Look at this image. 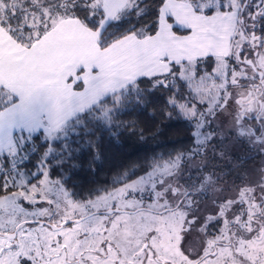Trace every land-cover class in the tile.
I'll list each match as a JSON object with an SVG mask.
<instances>
[{
  "label": "rangeland",
  "instance_id": "rangeland-1",
  "mask_svg": "<svg viewBox=\"0 0 264 264\" xmlns=\"http://www.w3.org/2000/svg\"><path fill=\"white\" fill-rule=\"evenodd\" d=\"M61 1L59 7L65 5ZM64 1L68 4L67 9L69 10H72L71 7L74 3L81 2V0ZM139 3L140 0H131L130 3H127V9L121 13L119 19L131 14L135 8L137 9L135 17L142 14L143 9L139 7ZM187 3L193 6L190 2ZM198 4L200 8L208 6L215 8L214 15L222 16L221 18L226 23H229L230 18L235 15L234 20L229 23L230 25L221 27L220 24L217 26L214 23L212 28L209 27V30L215 32L218 37L216 40L221 41L228 34L227 37L231 35L234 46L245 44L243 45L244 49H247L246 39L248 36L245 30L249 28V22L247 17L242 14L240 0H199ZM227 4L230 6L228 10L220 12L219 6ZM2 5L3 3L0 2V8ZM25 5L26 0H11L7 9L18 10L21 7H24L26 11L37 9L43 11L45 9V7H41L44 5L41 0H31L30 4H27L26 7ZM252 6L253 2L245 11L250 10ZM3 9H5L4 6ZM175 9L173 3L170 2L164 5L161 13L164 16L166 13H170L175 21H178L179 12H176ZM238 10L242 17H239ZM40 16L41 14L36 18L22 17L17 23L22 28L25 24L30 26L28 31L33 32V37H30L32 40H36L43 33L40 29H42L41 24L45 26V22L40 20ZM4 17L1 15L0 19ZM243 18L244 23L241 26ZM60 19L61 16L57 18L58 25H54L53 28L46 31L34 46L25 49L15 40V37H11L9 27H0L10 39V44L15 43L8 48L9 50L0 48V85L5 88V90H0L3 92V94L0 93V98H3V101L9 98L6 95L7 91L17 98L15 102L5 105L0 111V143H3L2 139L5 142L14 141L18 137L22 138L23 135H26L25 133L35 131L41 133V138L48 140L49 143L32 169L26 171L18 168L2 182V189H0V264H19V261L24 257L35 259L37 264H86L84 255L89 254L91 258L93 252L96 255L100 253L101 256H93L94 259H91V263L105 264V259L102 257L104 250L99 246L101 238L111 237L113 246H118V250L127 252L129 251L127 246H132L133 238H138L139 242H142V239L146 237L143 236L146 232L151 240L150 243L154 245L160 257L176 247L177 241L181 256L192 257L197 251L198 245L204 243L198 235V233L204 232L203 226L205 222H208V217L204 215L203 210L208 209L213 213L217 209L214 205L213 207L205 205L209 203L208 201L205 204H199L196 208H185L182 203V206L176 209L162 210L161 212L145 210L132 213L121 212L116 213L112 218L107 214H91L90 212L108 208L113 203L127 208H134L141 204L163 209L166 207L164 205H170L172 202L170 200L179 193L180 189L178 188L182 184L181 180L184 176L182 170L195 171L199 168H206L215 170L214 174L222 177L225 176L222 174L225 167L222 166L236 163L235 159L232 160V156L240 159L249 155L250 162L246 167L249 181L245 183L252 186L260 185L264 188L262 185V183L264 184V158L256 155L259 145L252 139V134L243 132L246 122L243 115L257 114L259 108H261L260 114L264 115V47L257 53L256 61L257 68L262 72L260 77L262 84L252 87L250 81L256 75L250 67L242 64L231 73L229 81L232 84L225 99L219 103L221 86L224 87L226 83L224 78L226 75L220 73V70L225 72L223 63H219L221 60L214 57L213 61L216 66L209 69L208 67L203 68L200 61L197 63V61L184 59V54L178 49L180 47L178 36H175L174 33H172L174 39L163 40L161 36L157 40L149 39L148 45L156 48L151 53L150 63L147 62L149 65L130 69L129 61L133 56L130 54L131 45L128 43L130 38L133 39L137 35L118 37L102 46L99 41L101 33L99 29L94 31L78 19H65L64 21ZM35 26L38 31L34 30ZM164 27L165 29H163ZM226 27H230V31L225 30ZM168 28L171 29V26L164 18H161L160 29L151 38H155L158 32H162L163 38H168L163 35V33L169 32ZM247 32L250 34L249 31ZM1 36L2 32H0ZM143 38H150V36ZM213 42L218 44L215 40ZM205 44L207 45L202 47L200 54L214 55L216 50L212 48V45L206 42ZM209 45L210 49L207 47ZM228 48L229 52L230 45ZM247 50L246 55H249L252 49ZM215 55L223 57L225 54ZM9 61L13 62L9 63ZM168 61H176L178 62L176 64H179L171 73ZM125 64L128 65L125 66L128 67L125 72L134 70V73L128 74L122 81H118L119 68ZM210 70H212L211 73ZM150 71L153 72L148 74ZM163 73H166L165 77L172 79L169 84L176 90L179 81H186L190 86V90L185 89L184 91V96L191 94L189 101H175L174 97H170L169 101L181 106L183 115L195 117V126L199 129L195 132V137L197 142L205 145L203 152L199 155L195 154V157L190 153L196 152L198 145L194 149L192 148L191 152L186 153L189 157L186 156L187 160L184 165L179 161L183 153H177L169 158L159 156L152 161L146 172L122 182L113 189L102 191L94 197L86 199L74 198L64 186L61 178L50 175L51 163L59 162L61 149L67 148L66 143L71 139L72 133L78 132L73 123L67 125L66 123L77 113L98 102L104 96L126 88V85L140 90L133 82L139 81L138 78L144 75ZM219 75L222 76L220 84L214 83ZM69 77H72L71 83H68ZM242 79L246 80L244 84ZM78 81L82 83L77 85L76 90H73V85ZM160 81H163V78ZM19 95H23V101ZM110 109L111 107H107L101 114L107 117ZM212 109L217 110L210 114ZM8 128L10 133L5 135ZM208 128H212L214 132ZM250 137L251 140L248 139ZM24 140H26L25 144L29 143L26 146L28 155H30L35 149V143L29 136ZM56 142L59 147L55 145ZM11 147L14 148H10L4 153L0 152V164L3 159L8 161L11 156L18 154L15 145L13 144ZM120 178L125 177H118V179ZM223 179L218 177L217 182L212 183V185H216L214 187L218 191L222 189L221 186L232 184L231 179ZM154 182L159 188L157 193L164 190L169 191L168 201L167 199H150L147 186ZM168 183L172 185L171 189L163 186ZM6 189L12 193H8ZM20 192H23L22 196L17 194ZM253 211L256 209H251V214ZM190 220H196L197 223L193 224L189 230L188 222ZM26 221L28 223H25ZM39 221H47V223L41 224ZM15 229H17V234L14 244L6 234ZM222 231H224V227H222ZM227 234L228 232L225 230L226 237ZM93 238L95 240L91 242ZM233 239L236 249L237 238ZM238 242L243 243L241 240ZM246 246L249 248L248 255L244 251L242 256L235 259L233 256L228 263L225 261V255L231 253L228 252L231 246H219L217 254L206 259L207 264H264L263 243L257 238L254 240L250 237ZM240 248L241 246L238 247V249ZM110 258L114 257L110 256ZM178 261L182 263L180 258Z\"/></svg>",
  "mask_w": 264,
  "mask_h": 264
},
{
  "label": "trees",
  "instance_id": "trees-1",
  "mask_svg": "<svg viewBox=\"0 0 264 264\" xmlns=\"http://www.w3.org/2000/svg\"><path fill=\"white\" fill-rule=\"evenodd\" d=\"M10 1L0 0L3 3L0 8V17L1 15L5 16L3 6L7 8ZM41 1L44 2V5L41 6L45 7L43 11L39 9L34 11L25 10L23 15V18H36L41 14L40 20L45 22V26L41 24L42 29L40 30L43 31L41 36L53 28L54 25H58L57 18L59 16H61L60 20L62 21L65 19H78L84 22L88 28L93 29L84 19L85 13H77L67 9L68 4L64 0L61 1V3H65L62 7H59L60 0ZM168 1L190 2L193 6L189 5L192 8L194 7V12L209 16L198 11L197 5H199V0H165L164 5ZM252 2L253 0H249L247 3L250 5ZM160 4L161 0H140L139 7L143 9V13L135 17L137 14V9L135 8L128 16L109 22L99 35L100 44L102 46L106 45L118 37L130 35L131 33H135L139 38L153 36L149 35V32L156 23L157 14L160 12V18H164V15L161 13L162 8ZM240 6L242 9V0H240ZM203 8L206 7L200 9ZM77 15H79V18H77ZM239 17H242V14H239ZM89 19L93 24L98 23L97 17H89ZM243 23L244 18L240 25L242 26ZM34 30L38 31L37 26L34 27ZM260 30L261 28L258 26L257 31ZM173 33L175 35H185L183 33ZM245 33L248 36L246 39L247 49H250V44H252L250 40L251 33L249 34L246 30ZM32 34V31L24 30L18 24L16 28L12 29V34L10 35L11 37H15V40L25 49L31 48L39 41V39L32 40L30 38L33 37ZM24 38L26 39L24 40ZM229 45L230 50L223 57H217L215 54H206L189 59L197 61V63L200 61V65L203 68L208 67L209 69H212V66H216L213 61L214 57L221 60L219 63H223L225 72L220 70V73L226 75V77L224 76L226 83L224 87L221 86L222 92L219 95V103L225 99L226 93L232 84L229 81L231 73L234 69L237 70L242 64L250 67L256 75L255 78H251L252 80L250 82L252 83V87L262 84L258 73L255 72L254 68L248 62V60L255 59L254 63L256 66L257 55L256 57L246 55L248 50L244 49L243 45L245 44L236 47L232 43L231 37ZM242 50L244 57L247 59L241 58ZM235 64L238 66H235ZM209 72L211 73L212 70ZM165 76L166 73L144 75V77L142 76L137 79H140L139 81H133L140 90L126 85V88L104 96L98 102L77 113L66 123V125L73 123L74 127H77L78 132L72 133L71 139L66 143L67 148L61 149L59 162L51 163L50 175L61 178L64 186L74 198L86 199L94 197L102 191L113 189L122 182L131 180L146 172L152 161L159 156L169 158L177 153H183L182 158L179 160L181 161L184 157L188 156L186 153L191 152L190 150L192 148L194 149L197 145L198 151L196 148V152L192 151L190 154L199 155L203 152L205 145L197 142L195 137V132L199 130L195 126V117L183 115L181 106L169 101L170 97H174L175 101H189L191 94L184 96V91L185 89L190 90V86L186 81H179L178 89L176 90L174 86L172 87L169 84L172 79H168ZM144 78L151 79L146 80ZM162 78L163 81H160ZM213 78H216V76H213ZM221 79L222 76L219 75L214 83L220 84ZM156 81L158 83H155ZM245 82L246 80L242 79V83L244 84ZM0 90H5L4 86L0 85ZM173 90L175 91L173 92ZM0 93L3 94V92ZM6 95L9 98H6L5 101H3V98H0V111L5 105L12 104L17 100L16 96L10 94L8 91ZM107 107H111V109L108 112V116L104 117L101 112ZM216 110L212 109L209 113L211 114ZM207 118L209 119V115ZM208 130L214 132L212 128H208ZM25 134L22 138L18 137V139H15L14 145L18 149V153H20L19 151H27L26 145H29V143L27 142L25 144L26 140L23 141V139H27L28 136L32 137V142L35 143V149L18 166L19 170L25 169L27 171L35 166L41 154L49 146V143L48 140L42 139L41 133L37 131ZM55 145L59 147L57 142ZM1 163L8 165L9 160L3 159ZM228 168L230 169L231 165ZM233 169L235 170V167ZM10 174L11 172L0 178V189H2V182L4 179H8L7 177ZM122 176L125 178L118 179V177Z\"/></svg>",
  "mask_w": 264,
  "mask_h": 264
},
{
  "label": "flooded vegetation",
  "instance_id": "flooded-vegetation-1",
  "mask_svg": "<svg viewBox=\"0 0 264 264\" xmlns=\"http://www.w3.org/2000/svg\"><path fill=\"white\" fill-rule=\"evenodd\" d=\"M259 103L261 104V101H259ZM259 109L261 110V108ZM260 110L259 113L258 111L256 112L257 114L243 115L246 120L243 132L245 131L247 134H252V139L257 142V145H259L256 155L263 159L264 115L260 114ZM248 139L251 140V137ZM232 158V160H236V163L234 165L231 164L232 169L228 168L230 165L222 166L225 167V169L222 170V174H225V176L222 177L214 174L215 170H207L206 168H199V170L195 171L186 169L182 170L184 176L181 180L182 184H180L178 188L180 189L179 193L172 200H170L172 201L171 204L164 205L166 207H163V209H157L141 204L134 208H127L113 203L111 206H108V208L90 212L91 214H107L110 218H112L116 213L121 212L132 213L138 210L161 212L162 210L176 209L179 206H182V203L185 208H196L199 204H205V202L208 201L209 203L205 205H212V207L214 205L217 209L213 213L208 209L203 210V212H205L204 215L208 217V222H205L206 229L204 227V232L202 234L198 233V235L204 243L198 245L196 248L197 251L192 255V257L188 256L189 258H187L186 256H181L180 249H178V241L176 243V247L169 250L167 252L168 254L164 253L162 254L163 257H160L157 254L158 252L154 245L150 243L151 240L148 238V232H146L143 235L146 237L142 239V242H139L138 238H133L132 246H127L129 249L127 252H122L120 249L118 250V246H113L111 237L108 236L101 238L99 246L102 250H104L102 252V257L105 259V264H207L206 259L211 256H215L218 252L219 246H231V249L228 250V252L231 253H229V255L226 253L225 255V261L228 263L230 258L234 256L233 258L235 259L242 256L244 251L246 252V255L249 254V248L246 244L249 242L250 237L254 240L257 238L264 246V195H262L264 194V188L260 185L252 186L245 183L249 181L248 170L246 168L250 162L249 155L243 156L240 159L233 156ZM186 160L187 157H184L180 163L184 165L186 164ZM234 167L235 170L233 169ZM218 177L224 178L223 180L229 178L231 179L232 184L221 186L222 189L218 191L214 187L216 185H212V183L217 182ZM156 185L157 184L154 182L147 186L149 189L148 196H150V199H167L170 194L169 191L167 192L164 190L157 193L159 188ZM262 185L264 184L262 183ZM163 186H167L170 189L172 188L170 183ZM251 209H256V211H253L251 214ZM25 223H28V221ZM39 223L44 224L47 223V221H39ZM222 227H224V231H222ZM254 229L255 231H253ZM225 230L228 232V238L224 235ZM14 231L15 235L13 237H8L7 234ZM11 232H8L6 235L10 238L12 243L15 244L17 229ZM234 237L237 238L236 249L233 244ZM177 239H179V237H177ZM94 240L95 238H93L91 242ZM239 240L243 243L240 244L238 242ZM239 246H241L240 249H238ZM145 248L150 249L149 259L147 260L143 258ZM95 255L96 254L94 252L91 254V258L89 254L84 255L86 256L84 258V260H86V264H92L91 259H94L93 256ZM96 256L98 257L101 255L99 253V255ZM110 256L114 258L111 259ZM179 258L182 260V263L178 261Z\"/></svg>",
  "mask_w": 264,
  "mask_h": 264
},
{
  "label": "snow or ice",
  "instance_id": "snow-or-ice-1",
  "mask_svg": "<svg viewBox=\"0 0 264 264\" xmlns=\"http://www.w3.org/2000/svg\"><path fill=\"white\" fill-rule=\"evenodd\" d=\"M131 0H81L79 3H74L72 5V10L74 12H84L85 16L84 19L87 21L88 25L93 28V30L99 29L101 32H103L104 27L107 23L111 21L118 20L120 18L121 13L126 10V4L130 3ZM31 0H26V5L30 4ZM165 0H161V8L164 7ZM230 6L227 5H220L219 11L225 12L228 10ZM198 11L202 12L206 15H214L216 13V9L212 6H208L206 8L200 9L199 5H197ZM215 9V10H213ZM246 9H249V5L247 3V0H242V10H243V16L247 17V20L249 22V28L246 29V31H249L252 36V44H250V47L252 50L249 52V56H255L258 53V50L261 47H264V0H253V6L250 10L245 11ZM5 17L3 19H0V27H9V32L12 34V29H14L17 25V23L22 19L25 8L21 7L18 10H10L5 8L4 10ZM238 10V14H239ZM89 17H97L98 23L93 24V22L89 19ZM77 18H79V15H77ZM164 20L171 26V30L177 34L183 33L188 34L191 29L181 26L179 23L175 22V18L170 14L166 13L164 16ZM160 12L157 14L156 23L153 25L152 30L149 32V35H154L155 32L159 31L160 29ZM258 26L261 28L260 31H257ZM29 25H23L24 30H29ZM135 34V33H131ZM41 37H37L39 39ZM211 56V55H210ZM208 57V56H207ZM205 58V57H203ZM241 58L247 59L243 55V50L241 51ZM169 63V72L171 73L174 69H176V66L179 64H176L175 61H168ZM144 77V76H143ZM72 82V77L68 78V83ZM82 82L78 81L77 84L73 85V90L77 89V85H80ZM21 101H23V95H19ZM7 190V189H6ZM8 193H12V191L7 190ZM18 195H23V192L17 193ZM264 195V194H262ZM71 223V221H69ZM197 223L196 220H190L188 222L189 230L193 224ZM203 227L206 226L204 225ZM255 231V229L253 230ZM149 252L150 249L145 248L143 253V258L145 260L149 259ZM19 264H37L35 259H29L28 257H24L19 261Z\"/></svg>",
  "mask_w": 264,
  "mask_h": 264
},
{
  "label": "crops",
  "instance_id": "crops-1",
  "mask_svg": "<svg viewBox=\"0 0 264 264\" xmlns=\"http://www.w3.org/2000/svg\"><path fill=\"white\" fill-rule=\"evenodd\" d=\"M172 2L174 7L176 8V12H179V20L175 21L177 23H179L181 26L190 28L191 31L188 34L185 35H175L178 36L177 40L178 43L180 45V47L178 48L179 51L181 53L184 54L185 58L184 59H192V58H196L198 56H201V50L202 47L207 45L206 43H210L212 45V48L215 49V54H227L228 53V47H229V41H230V37H224L220 40H216L218 39V37L215 35V32H211L209 30V27L212 28L211 26L214 25V23L218 26L220 24L221 27H225L227 25H230L229 23H231V21L234 20V17H231V21H228L229 23H226L224 19H222L220 15L215 16V15H209V16H205L202 14H198L196 12H194L193 8L187 4V3H182V2H176V1H168L167 3ZM166 3V4H167ZM175 3V4H174ZM178 3H182L177 5ZM178 7H177V6ZM164 17V16H163ZM233 23V22H232ZM165 29V27L163 28ZM169 32L167 33H163V35L168 36V38H163L162 37V32H158L157 35L155 36V38H138L135 36L133 39L130 38V42L128 43L129 45H131V51L130 54L131 56H133V58L130 59L129 61V65L130 69H137L136 67H142L144 65L148 66L151 60V53H153V50H155L156 48L149 46L148 45V40L149 39H159V36H161V39H171L173 36V31L168 28L167 29ZM225 30H229L230 31V27H226ZM0 32H2V36L0 37V43H6V44H0V48H6L8 49L9 47H12L11 45L14 44H10V39L8 38V36L5 34L4 31H2L0 29ZM229 33V32H228ZM134 36V35H133ZM174 39V38H172ZM218 42V44H215L213 41ZM227 40V42H226ZM208 49L211 48V46H207ZM123 48V47H122ZM152 49V51H150ZM9 50V49H8ZM133 50V51H132ZM150 57V58H148ZM15 60V59H14ZM13 61H9V63H12ZM149 62V63H147ZM128 65H124L121 66V68H119V71L117 73V77H118V81H122V79L126 78L127 75L134 73V70L131 71H127L128 67H125ZM134 66V67H133ZM129 69V70H130ZM124 70V71H123ZM153 71H150L148 74L152 73ZM3 85V84H2ZM6 86V84H5ZM15 106H19L14 104ZM6 133L5 135L9 132L10 133V129H6ZM4 136V135H3ZM3 138V137H1ZM3 143L1 142L0 144V152H5L10 150V148H14L11 147L14 144L13 140H8L7 142L4 141V139H2Z\"/></svg>",
  "mask_w": 264,
  "mask_h": 264
},
{
  "label": "built area",
  "instance_id": "built-area-1",
  "mask_svg": "<svg viewBox=\"0 0 264 264\" xmlns=\"http://www.w3.org/2000/svg\"><path fill=\"white\" fill-rule=\"evenodd\" d=\"M28 157V152L23 151L14 156H11L8 165L0 164V178L9 173L14 172L18 169L19 164L23 163Z\"/></svg>",
  "mask_w": 264,
  "mask_h": 264
},
{
  "label": "water",
  "instance_id": "water-1",
  "mask_svg": "<svg viewBox=\"0 0 264 264\" xmlns=\"http://www.w3.org/2000/svg\"><path fill=\"white\" fill-rule=\"evenodd\" d=\"M247 2H248V0H247ZM250 40L252 41V36L250 37ZM254 57H256V55H255ZM254 61H255V59H254V60H248L249 64L254 68L255 72H257L258 75H259V77H261V76H262V72H261V70H259V69L255 66ZM7 235H8V237H13V236L15 235V231H14V232H11V233H9V234H7Z\"/></svg>",
  "mask_w": 264,
  "mask_h": 264
}]
</instances>
